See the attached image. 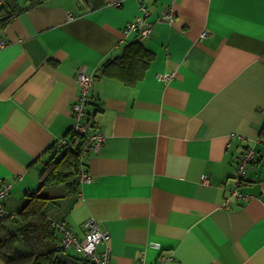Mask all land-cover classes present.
I'll return each instance as SVG.
<instances>
[{
	"label": "crops",
	"instance_id": "1",
	"mask_svg": "<svg viewBox=\"0 0 264 264\" xmlns=\"http://www.w3.org/2000/svg\"><path fill=\"white\" fill-rule=\"evenodd\" d=\"M145 5L153 29L140 39L125 33L139 0H0V9L22 10L0 28L7 212L39 188L49 148L69 141L84 72L94 76L86 113L97 112L96 128L73 132L85 146L99 132L106 143L87 154L90 180L66 208L71 231L84 238L94 219L110 236L98 252L109 250L113 264H264V0ZM138 40L153 54L143 79L126 86L106 77L104 64ZM248 148L257 153L243 188L250 198L227 208Z\"/></svg>",
	"mask_w": 264,
	"mask_h": 264
},
{
	"label": "trees",
	"instance_id": "2",
	"mask_svg": "<svg viewBox=\"0 0 264 264\" xmlns=\"http://www.w3.org/2000/svg\"><path fill=\"white\" fill-rule=\"evenodd\" d=\"M21 11L19 7L9 10L2 6L0 28ZM152 61L153 54L138 40L129 43L120 57L107 61L103 73L126 86H134L143 79ZM93 106L95 112L98 111ZM96 113H88L89 132L96 128ZM65 138L69 143L56 142L49 148L51 154L40 168L37 191L27 195L17 213L8 212L6 216H0V260L3 264H93L89 259L59 247L61 236L53 225V222L66 224L67 205L72 196L78 194L83 184L82 177L88 173L87 154L91 147L85 146L86 138L73 130ZM260 140L264 142V126ZM52 186H62L65 193L56 196L42 192Z\"/></svg>",
	"mask_w": 264,
	"mask_h": 264
},
{
	"label": "built area",
	"instance_id": "3",
	"mask_svg": "<svg viewBox=\"0 0 264 264\" xmlns=\"http://www.w3.org/2000/svg\"><path fill=\"white\" fill-rule=\"evenodd\" d=\"M141 4L140 15L128 24L125 29V33H137L140 39L149 37L152 33L153 25L146 21L149 16L148 8L145 5V0H139ZM207 34L203 33L201 36L205 37ZM6 46V41H0V49ZM172 78V75L160 76V79L164 82H168ZM80 96L77 103L73 106L74 116L76 117V124L73 130L83 134L88 129L85 123L87 119L86 107L90 101V93L94 85V76L88 73L80 72L77 76ZM83 132V133H82ZM61 144H66L65 140L60 141ZM106 143V136L102 133H97L88 140L87 144L93 148H99ZM255 148H248L239 157V164L237 169V176L233 179V184L229 188L230 198L226 200L225 206L229 208L230 200L235 199L237 201L247 200L250 198L249 193L244 192L245 178L247 175V168L250 162H254L256 159ZM90 180L88 173H85L82 177L83 182ZM207 182V179H204ZM12 184L4 183L0 181V216L7 215V209L5 201L10 195ZM54 227L58 230L61 240L58 244L63 250L74 249L85 258L89 259L93 264H113L109 250L100 254L98 252V246L102 242H109L110 236L107 232H103L97 222L94 219H89L84 223L86 234L84 238L77 237L67 224L53 222ZM139 264H148L144 258Z\"/></svg>",
	"mask_w": 264,
	"mask_h": 264
},
{
	"label": "rangeland",
	"instance_id": "4",
	"mask_svg": "<svg viewBox=\"0 0 264 264\" xmlns=\"http://www.w3.org/2000/svg\"><path fill=\"white\" fill-rule=\"evenodd\" d=\"M37 189H38V187H37ZM42 192H43V193H46L47 191L43 190ZM64 192H65V191H64ZM61 195H63V194H61Z\"/></svg>",
	"mask_w": 264,
	"mask_h": 264
},
{
	"label": "flooded vegetation",
	"instance_id": "5",
	"mask_svg": "<svg viewBox=\"0 0 264 264\" xmlns=\"http://www.w3.org/2000/svg\"><path fill=\"white\" fill-rule=\"evenodd\" d=\"M69 228V227H68ZM77 236V235H76ZM78 237V236H77Z\"/></svg>",
	"mask_w": 264,
	"mask_h": 264
}]
</instances>
